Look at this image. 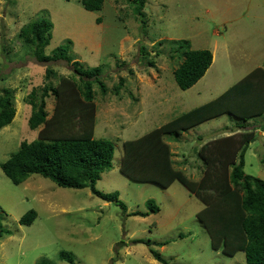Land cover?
<instances>
[{"label":"rangeland","instance_id":"374dc122","mask_svg":"<svg viewBox=\"0 0 264 264\" xmlns=\"http://www.w3.org/2000/svg\"><path fill=\"white\" fill-rule=\"evenodd\" d=\"M133 8L132 0H104L98 10L85 9L80 0H0V94L6 89L15 108L12 121L0 128V163L21 141L37 138L44 128L29 126L35 107L28 95L37 87L39 99L45 66L53 67L58 76L74 72L71 62L38 61L18 36L22 26L44 17L51 23L44 54L68 43L72 61L101 67L106 91L93 87V136L112 141L114 153L112 168L95 187L118 192L126 206L123 211L88 187H60L36 173L16 185L0 168V224L11 231L0 237V264H162L152 257L151 248L173 264H245L242 251L228 256L211 247L196 218L203 205L181 183H139L119 167L124 141L264 68V0H145L142 17ZM184 39L194 49L211 50L212 62L193 86L181 90L172 74L179 61L172 48ZM140 44L154 66L139 60ZM57 78L52 76V82ZM120 79L118 94L114 86ZM55 103L52 95L47 98L49 116ZM244 133L254 138L243 170L264 180V111L246 121L226 111L167 140L172 168L197 181L204 170L197 155L200 147L228 135L239 143ZM148 199L158 206L157 212L147 208ZM30 209L36 211L35 219L30 225L20 224L19 218ZM133 211L147 215H132ZM62 250L72 254L74 263L59 258Z\"/></svg>","mask_w":264,"mask_h":264},{"label":"trees","instance_id":"16d2710c","mask_svg":"<svg viewBox=\"0 0 264 264\" xmlns=\"http://www.w3.org/2000/svg\"><path fill=\"white\" fill-rule=\"evenodd\" d=\"M80 1L87 10H98L104 2ZM144 2L132 0L133 10L139 17L143 16ZM50 28L51 23L42 17L22 26L18 36L31 47L38 61L71 62L74 72L72 76H58L53 67L45 66L46 82L41 86L39 99H36L37 87L28 95L35 107L28 120L29 126L34 129L44 124V128L37 138L21 141L17 150L0 163V168L13 184H20L30 174L36 173L60 187H88L96 196L113 202L125 211L126 206L118 198V192L104 193L95 187L101 175L112 168L114 153L112 141L93 136V87L98 85L100 92L106 91L101 67L88 68L82 62L72 61L68 43L58 45L50 54H44ZM172 52L179 58L172 74L181 90L193 86L212 62L211 50L194 49L186 39L177 41ZM171 57L174 58L172 54ZM139 60L154 66L143 44L139 46ZM52 76L58 77L56 83L52 82ZM261 78H264V68L259 67L217 97L180 113L137 138L124 141L119 167V171L128 179L139 183L156 182L163 187L175 181L181 183L203 205L196 213V218L207 231L211 247L228 256L242 251L245 264H264V180L245 174L243 170L245 152L254 136L244 133L239 143L229 139V135L216 143H204L197 151L204 168L202 177L197 181L188 179L181 171L172 168L171 152L166 141L226 111L244 121L261 115L264 111V84ZM122 85L123 79H120L114 86L116 93L119 94ZM51 95L56 103L49 116L46 104ZM10 98L6 89L0 94V128L8 125L14 116L15 108ZM146 206L152 212L159 210L153 199H148ZM131 214L145 216L147 212L133 211ZM36 215V211L30 209L19 218V223L30 225ZM10 233L0 224V237ZM136 242L149 245L143 239ZM150 252L160 263L173 264L156 250L151 248ZM58 256L74 263L72 254L67 251H59Z\"/></svg>","mask_w":264,"mask_h":264},{"label":"crops","instance_id":"0c3cea01","mask_svg":"<svg viewBox=\"0 0 264 264\" xmlns=\"http://www.w3.org/2000/svg\"><path fill=\"white\" fill-rule=\"evenodd\" d=\"M136 100H140V98L137 97Z\"/></svg>","mask_w":264,"mask_h":264}]
</instances>
